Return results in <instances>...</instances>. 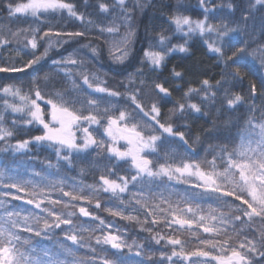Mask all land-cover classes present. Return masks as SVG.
<instances>
[{"label":"snow or ice","instance_id":"1","mask_svg":"<svg viewBox=\"0 0 264 264\" xmlns=\"http://www.w3.org/2000/svg\"><path fill=\"white\" fill-rule=\"evenodd\" d=\"M194 39L219 78L173 99ZM48 61L0 82V264H264V0H0V74Z\"/></svg>","mask_w":264,"mask_h":264},{"label":"trees","instance_id":"2","mask_svg":"<svg viewBox=\"0 0 264 264\" xmlns=\"http://www.w3.org/2000/svg\"><path fill=\"white\" fill-rule=\"evenodd\" d=\"M191 2L194 4L195 0H191ZM144 37V31L143 26L141 25L140 31L138 33L137 41L135 43V53L133 57L131 58V62L127 68V71L121 70L117 71V66L112 65L111 61L108 58L107 50L105 48L103 58L99 60L95 66L97 70L101 72V74L107 73L106 79L109 83V86L115 87L118 85V82L121 80H125L128 72H132L135 70V68L140 67V59L143 55L142 52V41ZM176 42L175 40L173 41ZM95 43H102L101 41H96ZM143 46H147V42H143ZM72 47H78V45H72ZM85 52L88 50L85 49ZM211 54H206V49L201 46V44L196 41L195 39L193 42L190 43V52L185 53H174L172 54L168 60L166 61V65L159 70L158 72H147L145 73L144 78H155L156 76H159L161 80L167 79L169 80V87L175 89L179 85V91L173 92V99L178 98L180 95H182L183 91L185 90L187 86V82L191 81L194 83L198 82L199 79H203L205 77L209 78H219V72L220 69L216 67V61L213 58H210ZM50 61L43 64V67H39V71H33L32 69L26 70L25 73H17V74H0V82H13L11 77H17L19 78L15 82H19V80H23L25 82L30 81L32 76L34 75H42L45 72L52 71L50 67ZM175 67L178 71H183L185 73V80L184 82L173 80L171 77V70ZM247 85V80L245 81V86ZM123 90V89H121ZM259 103V101H257ZM171 107V104H166L163 107V111H167V109ZM203 121H196V126L202 124ZM95 127V126H94ZM32 134H38V133H32ZM99 135L101 138L107 139L103 136L102 130H100ZM198 156L202 157L204 155V150L202 147H198ZM41 160L45 156H49L50 159L55 161L54 155H51L48 151H41L39 154ZM0 161H2L3 164H11L13 162V159L10 155H0ZM37 170L43 168L45 165L40 162V160L37 161H30ZM63 175V173H61ZM69 177L76 176L79 178L78 173L76 171H71L68 173ZM84 180L86 183L92 182V177L86 176L84 177ZM19 204L20 202H14ZM24 207H28L26 205H22ZM100 215H105V213L100 212ZM123 224L124 222H120ZM129 229V236H135L137 239H142L146 234L145 233H138L137 229L132 227L131 225L128 226ZM39 240V238H36ZM41 243H46L44 241H41Z\"/></svg>","mask_w":264,"mask_h":264},{"label":"rangeland","instance_id":"3","mask_svg":"<svg viewBox=\"0 0 264 264\" xmlns=\"http://www.w3.org/2000/svg\"><path fill=\"white\" fill-rule=\"evenodd\" d=\"M102 130V129H101ZM107 138V137H106ZM121 144H123V142H121ZM119 146V145H118Z\"/></svg>","mask_w":264,"mask_h":264}]
</instances>
